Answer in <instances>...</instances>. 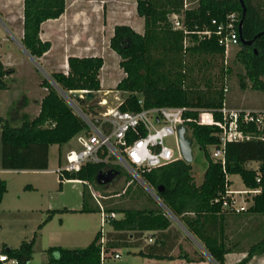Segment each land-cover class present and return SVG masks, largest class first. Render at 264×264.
Masks as SVG:
<instances>
[{"label": "trees", "instance_id": "16d2710c", "mask_svg": "<svg viewBox=\"0 0 264 264\" xmlns=\"http://www.w3.org/2000/svg\"><path fill=\"white\" fill-rule=\"evenodd\" d=\"M190 2L137 0V14L144 19L143 32L127 24L116 25L110 48L121 58L119 65L125 74L116 87L128 93L119 104L121 110H140V99H143L145 108L165 106L189 109L184 114V125L195 143L202 147L208 162L201 180L195 178L193 165L182 159L144 171L141 178L154 189L187 232L201 243L205 252L188 250L187 245L194 247L192 241L163 215L155 199L142 197L141 194L134 197L131 206L115 203V199L101 194L100 203L104 212L122 215L109 220L112 231L106 233L105 249L109 257L123 247H131L138 250L136 255L145 258H178L186 262L210 258L216 264H226L228 254L246 253V257L235 264H247L254 255L264 254V120L261 128L255 122L242 125V130L251 137L228 142L223 164L220 160L214 161L208 151L209 146L219 143V128L200 125L198 117L199 110L205 109L212 111L216 120L222 119L219 111L226 104L225 81L227 75L233 73V67L243 71V74H238L242 88H247L249 84L251 89L262 94L261 109H264V0ZM23 5L21 44L32 58L39 60L52 46L50 41L40 38L41 26L64 14L66 0H23ZM231 14L237 17L239 44L236 47L238 51L225 64L224 48L219 44L217 25L213 21L226 22ZM174 15L186 26L187 35L181 29H174ZM206 30L212 31L213 35L201 39L197 33ZM248 41L252 43L248 44ZM68 65L67 73L50 74L58 88L47 78H41L39 86L46 89V94L37 115L26 116L18 124L0 117L3 170H47L51 146L61 147L84 130L83 120L67 104L59 89L99 92L102 90L100 70L104 59L100 56H70ZM13 72L0 61V90L10 88L7 77ZM59 152L58 165H61V148ZM252 162H256L258 167L247 166ZM114 169L118 171L119 168ZM103 170H107L103 163H88L78 172H61L58 174L59 190L65 179L91 182L96 188L104 190L109 184L99 185L96 182L98 173ZM232 175H239L247 189L260 190L253 195L246 211L241 213L223 208L225 200L231 203L226 191L232 185ZM82 184L81 209L47 210L40 228L57 213L102 212L85 183ZM158 187H162V191L157 192ZM26 189L33 187L27 185ZM7 191L6 180L0 179V204ZM36 235L30 241H22L15 249L5 246L0 255L7 254L9 258L17 259L19 264H30ZM149 236L153 238L152 243L145 242ZM102 237V231H98L93 241L82 248H49L48 259L42 264H102Z\"/></svg>", "mask_w": 264, "mask_h": 264}, {"label": "rangeland", "instance_id": "374dc122", "mask_svg": "<svg viewBox=\"0 0 264 264\" xmlns=\"http://www.w3.org/2000/svg\"><path fill=\"white\" fill-rule=\"evenodd\" d=\"M136 3L137 0H66V7L68 9L69 16L72 19H70L72 24L66 27V46L64 45L65 41L63 36L58 38L55 37L54 40L56 42V49L63 46L67 49L69 46V50L73 52L75 51L74 48L76 46H82L85 38L90 34L96 36L98 40L97 45H99L98 47L103 49L102 47H104L105 42L109 43L110 35H112L110 31L113 30L112 28H114L116 24L132 25V27L136 30H139L141 27L144 28V19L138 16ZM23 6V0H11L9 2V11L12 15L11 23H9L5 15H1L0 13V38L8 36V43L11 45V51L15 54L13 62H17L16 67L19 65L26 68L31 67L41 78H47L53 85H55L50 76L51 72L49 73V71H47L46 63L40 59L38 60L39 64L36 65L31 57L27 56L19 46V43L21 42L18 37L19 35L21 36L23 28ZM81 41L82 43H80ZM237 51L238 49L234 48L230 57ZM58 52L59 50L56 53ZM102 55L105 62L100 70L102 90L97 92L96 101L104 99L108 104L106 108H113L118 106L119 103H121L128 95V93L121 92L116 88L118 82L125 76V74L120 68L119 62L121 58L116 52L108 48L107 53L103 52ZM242 72V70H240V72L238 71V67H233V73L227 75L225 81L228 88V91L226 92V104L231 108L261 109L263 107L262 94L251 89L249 84L247 88L241 87L239 80L240 76L238 74ZM12 79H7L11 85L13 83ZM3 93H5V96L3 99H0V116L9 119L11 108H13L12 105L13 103H19L22 92L20 93L19 88H15L12 91H5ZM75 99L77 100L76 97ZM188 135L192 137L189 131ZM167 142L174 147L177 156H179L177 139L175 137H169ZM74 145L75 142L72 139L70 142L61 147L58 145L52 146L50 148L49 168L47 171H5L1 168L0 158V178L6 180L8 186V191L4 195L0 204V250L5 248V246L15 249L19 247L22 241H30L33 239L35 234H37L33 259L30 264H42L48 259L47 251L49 248L61 247L55 243V239L57 238V226L60 222L59 218H55L51 223L47 222L40 228L39 226L46 218V212L37 210L36 206H38L39 200L40 204L47 200H53L54 203L57 202L56 198L60 193L59 183L57 181L58 178H56V169L58 167L60 155L59 147L61 148V162L64 163L65 155ZM198 155L199 152L195 149L193 173L197 181H200L203 177V175L201 176L200 168L202 169L204 167L205 160L199 159ZM247 166L257 168L258 164L256 162H252L248 163ZM118 168V171L121 174L117 179H114V181L104 190L95 187L96 189L94 191L97 193L99 192V194L106 195V198L108 199H115V203H122L127 206L133 205L135 200L134 197L139 194L146 198L152 197L139 180L130 176V174H128L123 167L119 166ZM231 180L232 185L229 187L230 191L246 189L239 175H232ZM27 185L32 186L33 189H26ZM128 186L129 193L127 192ZM62 187L65 192L63 197H66L68 202L72 204L70 206H76V204H78V200H80L84 185L82 183H64ZM234 196L238 205L242 204L243 199H247L248 203H251V194H233V197ZM159 207L161 208V206ZM121 216V214H118L117 219ZM75 219L78 220L76 222L77 225L72 229L80 230L96 227L98 228V231H101V215L98 217L96 216L95 218L73 217L72 221H75ZM171 221L174 226L178 227L180 231H182L184 236H187L190 241H192L194 247H197L200 251L205 252L204 248L201 247V244H198L199 242H197V240L187 232V230L175 217L172 216ZM70 223L71 222H68V224ZM250 224L251 228H253V224ZM110 227L109 223L105 225L103 229L105 235L109 231ZM58 230H60L59 226ZM96 233H94V235ZM87 245L89 244L87 243ZM87 245L85 243L84 246L73 248H82ZM120 250L123 254L122 259L107 257L102 264H160L159 261L153 262L147 260V262H141V260H138L137 258H132L136 255L134 254L136 252L134 248L123 247ZM54 255L58 257L57 252H55ZM127 259H129V262L125 263V260Z\"/></svg>", "mask_w": 264, "mask_h": 264}, {"label": "built area", "instance_id": "2783aa9c", "mask_svg": "<svg viewBox=\"0 0 264 264\" xmlns=\"http://www.w3.org/2000/svg\"><path fill=\"white\" fill-rule=\"evenodd\" d=\"M174 29H181L184 34H188L186 26L181 19L174 15L172 18ZM216 34L219 38V44L224 48V60L227 64L231 52L239 44V33L237 26V17L235 14L228 16L226 22L216 23ZM201 39L211 38L212 31L206 30L197 33ZM187 43V40H185ZM62 97L73 111L83 120L85 128L77 134L73 140L75 145L65 155L64 163L58 165L56 172H78L88 163H103L106 168L114 169L123 167L130 176L139 180L147 191L154 197L163 210V215L170 219L175 217L171 211L162 203L156 192L149 187L141 178L144 171H150L161 167L173 161L182 159L180 153L179 141L177 135V126L184 125V114L189 110L185 107H143V99L139 100L141 109L138 111H125L116 107H107L106 100L87 101L86 93L89 91L80 90V99H75L73 91L65 92L59 89ZM227 92V88L225 89ZM75 92V91H74ZM97 98V97H96ZM86 101V102H83ZM83 104V105H82ZM120 104V103H119ZM222 119L216 120L213 112L209 110H199L198 123L200 125H215L219 128V143L208 147L211 158L214 161L225 163V148L228 142L242 141L250 139V135L242 130V125L255 122L258 127L263 126L264 109L245 110L243 108H231L226 104L220 109ZM175 137L178 141L179 156L176 150L171 146L167 139ZM85 183L93 199L100 205L101 212V261L109 257L105 246L107 242L104 233V227L110 219H116L118 213H105L100 203L102 195L95 192V185L91 182H82L80 180H64V182ZM259 189H244L237 191H226V195L231 198L223 202V208H230L236 213L246 211L248 208L247 199H243L242 204H237L236 195L258 193ZM149 242H153L151 237ZM114 259L122 257L120 251L111 255ZM2 264H19L17 259L9 258L7 254L0 255Z\"/></svg>", "mask_w": 264, "mask_h": 264}, {"label": "crops", "instance_id": "0c3cea01", "mask_svg": "<svg viewBox=\"0 0 264 264\" xmlns=\"http://www.w3.org/2000/svg\"><path fill=\"white\" fill-rule=\"evenodd\" d=\"M10 1L11 0H0V13H1V15H5V17L9 21V23H11V20H12V15L9 11V2ZM190 1H191L190 3H194L197 0H190ZM70 19L71 18L69 16L68 9L66 7V10H65L64 14H62V16H60L57 19L48 20V21L44 22L41 26L40 38L43 41H50L52 44L51 49L44 56H42L40 58L41 60L44 61V63H46V68H47V71H49V73L50 72L51 73H53V72H65V73H67L69 70L68 58L70 56H77V57L100 56L104 59L102 53L103 52L107 53L108 48L111 49L110 48V39L113 36L114 28H112L113 30L110 31V33H112V35H110L109 43L105 42L104 47H102L103 49L98 47L99 45H97L98 40H97L96 36L91 35V34L87 35L82 46H76L74 48L75 51L72 52L71 50H69L70 49L69 46L67 47V49L64 48L66 46V41H65V39H66L65 34L67 31L66 27H68L69 25L72 24V22H70L72 19L71 20ZM75 20H76V17H75ZM116 25H118V24H116ZM131 27H132V25H131ZM143 30H144V28L141 27L139 30H136V31L142 33ZM101 33H103V32H101ZM62 36H63V39L65 41L64 42L65 46L59 47L56 49V47H55L56 42L54 39H55V37L58 38V37H62ZM22 37H23V28H22L21 36L19 35V37H18L20 39V42H21ZM80 43H82V41ZM19 46L26 53L27 56L31 57L21 43H19ZM58 50H59V52L56 53ZM11 54H13L14 56ZM55 56H57V57H55ZM14 58H15V54L13 51H11V45L8 43V36L0 38V61L3 63V65L5 67L12 68L14 70L13 74H11L10 76L7 77V79L13 78L12 79L13 83H12V85L10 84L9 89L0 90V99L4 98L5 93H3V92H5V91H10V90L12 91L15 88H19L20 93L22 92L21 96H20L19 103H17V104L13 103V105H12L13 108H11V111H10L11 114L9 117V120L12 123L18 124L19 122H21V120H23L24 117L28 116L31 118V117H34L35 115L38 114L40 104H41V100L46 94V89L41 88L39 86V82L41 80V77L38 75V73L36 71H33L34 69H32L31 67L26 68V67L21 66V65L16 67L17 62H15V63L13 62ZM31 59L36 63V65L39 64L38 60H35L32 57H31ZM104 64H105V62H104ZM100 81H101V79H100ZM20 88L22 91L20 90ZM59 149H60V147H59ZM0 158H1V154H0ZM49 158H50V156H49ZM107 169H109V168H107ZM5 171H12V170H5ZM22 171L31 172V171H47V170H22ZM56 178H58V174H57ZM230 179H231V176H230ZM57 181L59 183V180H57ZM66 183H80V182L74 181V182H66ZM64 195H65V192H64L63 187H62V189L60 190V193L57 195L58 197L56 198V201H57L56 203H54L53 200H51V201L47 200V201H44L42 204H40V200H39L38 206H36L37 210H40L42 212H46L47 210H53V209H59V210H62L65 208L69 209V210H80L81 209V207H82V193L80 196V200H78V204H76V206H70L72 204H70V202H68L66 197L65 198L63 197ZM151 198L154 199L153 196ZM251 202H252V200H251ZM157 204H158V202H157ZM250 204L251 203H249V205ZM158 206H160V205L158 204ZM99 215H101V212H96V213H80V212H77V213H71V212L57 213L52 218V220L49 221V223H51L54 221L55 218H59V220H60L59 225H58L60 230H58V226H57V234H56L57 238L55 239V243H57V245H60L61 247H67V248L68 247H70V248L81 247V246H84L85 243H86V245H87V243L90 244L93 241V239L96 235V234L94 235V233H96L98 231V228L94 227V228H89V229L85 228V229H80V230L79 229H72L73 227H75L77 225L76 222L78 221L77 219H75V221H72V218L73 217H82V218L83 217H93V218H95L96 216L98 217ZM68 222H71V223L68 224ZM109 231H112L111 227H110ZM147 234H149V233H147ZM148 238L147 239L145 238V242L146 243H152V242L148 241ZM197 242H199V241L197 240ZM198 244H201V243L199 242ZM201 247H203V246L201 245ZM187 249L188 250H193V249L199 250L197 247H191L188 245H187ZM118 251H120V253H121L120 249ZM135 251L137 252L138 250L135 249ZM121 255L123 257L122 253H121ZM122 257L120 259H122ZM245 257H246V253L228 254L226 256V264H235ZM132 258H137L138 260H141V262H147V260L153 261V262L159 261L160 264H216L210 258L202 260L200 262H186L185 260L178 259V258L173 259V260H157V259L145 258V257L139 256V255H134ZM128 262H129V259L125 260V263H128ZM247 264H264V254L254 255L252 257V259Z\"/></svg>", "mask_w": 264, "mask_h": 264}, {"label": "water", "instance_id": "95a60500", "mask_svg": "<svg viewBox=\"0 0 264 264\" xmlns=\"http://www.w3.org/2000/svg\"><path fill=\"white\" fill-rule=\"evenodd\" d=\"M245 12L246 10L244 9L243 15H245ZM242 23H243V19L240 22V28L242 26ZM261 34H259L258 36H260ZM251 43L252 41H248V44H251ZM55 86L57 87V85ZM72 94L77 99H80L79 92L73 91ZM85 95H86L87 101H93L94 99H96L97 93L89 91ZM188 131H189L188 128L183 124H180L177 126V135H178L179 148H180V153L182 155V160L186 163L193 165L195 161V149H197V152H199L198 158L201 160L202 159L205 160L204 167L202 169L200 168V172L202 176L207 170L208 162L206 160L205 153L202 147L198 146L194 142L193 138L188 135ZM119 175H120V172L115 169L103 170L98 173L96 177V182L99 185H108L112 181H114V179H116ZM160 191H162V187H158L157 192H160Z\"/></svg>", "mask_w": 264, "mask_h": 264}]
</instances>
